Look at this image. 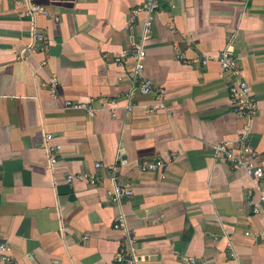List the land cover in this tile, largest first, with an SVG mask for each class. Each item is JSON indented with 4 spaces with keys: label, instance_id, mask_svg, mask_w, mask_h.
Listing matches in <instances>:
<instances>
[{
    "label": "crops",
    "instance_id": "0c3cea01",
    "mask_svg": "<svg viewBox=\"0 0 264 264\" xmlns=\"http://www.w3.org/2000/svg\"><path fill=\"white\" fill-rule=\"evenodd\" d=\"M155 1L144 36L147 13L131 11L147 0H36L46 15L34 18L0 0V242L14 264H114L119 253L122 264H264V204L254 196L252 214L253 181L213 150L245 123L214 60L226 49L256 99L249 137L264 171V0ZM143 37L145 76L163 91L154 113L155 95L132 94V60L114 61ZM154 161L164 167L139 171ZM76 173L100 179L68 182ZM110 175L130 199H110Z\"/></svg>",
    "mask_w": 264,
    "mask_h": 264
},
{
    "label": "built area",
    "instance_id": "2783aa9c",
    "mask_svg": "<svg viewBox=\"0 0 264 264\" xmlns=\"http://www.w3.org/2000/svg\"><path fill=\"white\" fill-rule=\"evenodd\" d=\"M18 2L24 7L23 14L26 17L34 18L38 14L46 15L45 9L39 5L36 0H18ZM157 8L158 4L155 0H147L143 7L131 11L132 17H135L140 11L147 13L144 36L149 34L151 14L154 13ZM33 37L37 41L44 40L41 34L36 30L33 31ZM145 41L146 38L143 37L139 43H133L131 53L128 51H122L114 61L116 64L122 65L126 63L128 59L132 60V67L127 70V77L133 84L132 94L155 95L156 102L149 109V113H154L157 110L162 109V107L157 104V100L161 97L163 91L161 89H156L153 86L152 81L145 76ZM214 60L221 71H227L230 73L233 80L227 90L229 107L235 115L245 121L241 132L237 135V138L233 143L229 141H221L214 145V155L231 164L236 170L242 171L245 176L253 181L254 187L248 192L250 199L247 201V205L250 207L252 214L256 216L260 213V210L257 203L254 201V196L257 198L258 203L264 204V171L258 160L256 151L250 144L249 137L250 123L257 113L256 99L253 97L250 87L244 79L239 63L228 50L224 49L220 51ZM205 62L206 61H202L203 64H205ZM52 85H54V83ZM64 104L65 107L71 109L83 108L89 117H92L94 114V110L90 105V107L85 108L70 101H66ZM45 141L50 148L51 163H54V153L59 149V145L55 144L54 146H49L51 142L56 141V138L50 134L45 136ZM117 159H119V155H117ZM101 167L102 165L100 163L95 165V168L97 169ZM163 167L164 164L162 161L144 162L139 167V171L141 173L157 172ZM99 179L100 178L94 173H76L67 176L68 182L74 180L86 181L91 186L97 184ZM106 180L108 183L106 192L113 202L119 203L122 199L128 200L133 196V188L129 183L119 184L116 177L112 175ZM124 222V216L119 214L114 218L112 228L114 230H119L124 227ZM245 235L250 236V233L246 232ZM257 236L264 241V225H262L257 232ZM124 261H126V256L123 253H119L115 257L114 264H122ZM185 261L187 264H210V262L203 259L186 258ZM0 264H14L10 253V247L5 242H0Z\"/></svg>",
    "mask_w": 264,
    "mask_h": 264
}]
</instances>
